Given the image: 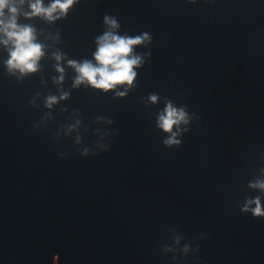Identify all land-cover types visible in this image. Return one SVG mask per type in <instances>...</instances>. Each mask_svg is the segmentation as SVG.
Masks as SVG:
<instances>
[{"label": "clouds", "instance_id": "clouds-1", "mask_svg": "<svg viewBox=\"0 0 264 264\" xmlns=\"http://www.w3.org/2000/svg\"><path fill=\"white\" fill-rule=\"evenodd\" d=\"M20 4L24 0H19ZM194 2V0H193ZM76 3V0H52L45 7L43 0H33L29 4L30 12L24 13L25 16H41L48 21L59 19L65 16L68 10ZM7 10V17L5 15ZM59 15H54L56 13ZM19 8L16 0H0V33H3L7 39L0 41L7 44L12 42L13 48L10 51V59L7 61L9 69H18L21 73L35 72L38 67V61L44 55V46L35 42V30L30 25H20L17 23ZM104 22L110 29L119 27L117 20L111 16H105ZM148 34L136 37L119 36L113 31H106L102 36L97 38V50L94 53L95 64L92 61L85 60L77 62L69 60L70 67L75 69L77 75L74 79V87L82 83H87L96 89L104 91L112 90L118 85H131L137 73L133 71L134 67L141 64L139 56L132 55L133 47L148 41ZM57 61L62 59L60 53H55ZM57 71L63 73L64 69L57 65ZM61 80L63 77L61 76ZM59 82V81H58ZM124 95V93H118ZM67 93L61 98H66ZM152 102L157 100L155 95L149 98ZM55 96H49L47 106L51 107L56 103ZM181 123H188L187 114L183 109H176L171 103L167 105L164 113L159 116V127L165 132L170 133V138L165 141L168 146L179 145L180 141L176 139L177 133L173 132V126H179ZM250 187L264 190V181H258L250 184ZM255 204V207H250ZM243 212H251L254 217H264V207L261 206L260 198L250 199L241 209ZM184 251L188 248L185 246Z\"/></svg>", "mask_w": 264, "mask_h": 264}]
</instances>
